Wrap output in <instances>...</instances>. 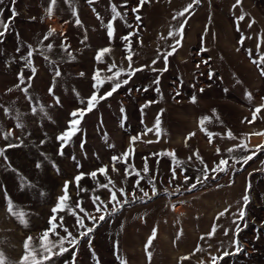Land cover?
I'll use <instances>...</instances> for the list:
<instances>
[{
  "label": "rangeland",
  "instance_id": "obj_1",
  "mask_svg": "<svg viewBox=\"0 0 264 264\" xmlns=\"http://www.w3.org/2000/svg\"><path fill=\"white\" fill-rule=\"evenodd\" d=\"M155 1L0 0V264H264L257 120L188 155L141 121L200 94L143 61Z\"/></svg>",
  "mask_w": 264,
  "mask_h": 264
},
{
  "label": "crops",
  "instance_id": "obj_2",
  "mask_svg": "<svg viewBox=\"0 0 264 264\" xmlns=\"http://www.w3.org/2000/svg\"><path fill=\"white\" fill-rule=\"evenodd\" d=\"M197 2L159 0L149 5L140 45L149 66L199 81L195 88L200 94L140 105L147 131L158 141L169 139L182 155L192 151L190 142L197 134L221 140L224 136L216 135L244 130L250 125L245 116L264 130V117L255 113L264 108V14L247 0Z\"/></svg>",
  "mask_w": 264,
  "mask_h": 264
},
{
  "label": "water",
  "instance_id": "obj_3",
  "mask_svg": "<svg viewBox=\"0 0 264 264\" xmlns=\"http://www.w3.org/2000/svg\"><path fill=\"white\" fill-rule=\"evenodd\" d=\"M204 183L203 179H199L197 181H195L194 183H192L189 187L190 190H194L196 188H198L200 185H202Z\"/></svg>",
  "mask_w": 264,
  "mask_h": 264
}]
</instances>
